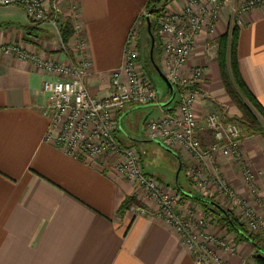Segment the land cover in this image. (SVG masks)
<instances>
[{
	"label": "crops",
	"instance_id": "0c3cea01",
	"mask_svg": "<svg viewBox=\"0 0 264 264\" xmlns=\"http://www.w3.org/2000/svg\"><path fill=\"white\" fill-rule=\"evenodd\" d=\"M42 1L46 7L58 3V21L69 20L78 27L91 66L88 91L97 99L108 96L111 76L124 62L128 31L149 0ZM184 3L171 0L168 6L176 12ZM228 11L224 8L212 37L206 32L197 36L196 53L186 64V69L195 65L206 69L200 82L203 97L195 109L201 122L213 113L214 105L231 116L225 121H235L237 116L221 86L214 48L228 31ZM242 22L237 65L244 84L264 110V6L244 15ZM72 43L69 40L68 45ZM9 44L66 62L60 39L48 23L0 17V45ZM208 51L215 54L207 55ZM47 78L27 63L0 57V264H197L174 231L154 215V204L142 201V191L112 170L114 158L76 160L53 145L41 93ZM168 98L164 91L156 104L127 105L116 115L114 138L122 147L142 148L146 176L173 185L182 197L197 196L185 190L191 185L179 155L144 137L140 129L147 116L149 122L161 115L166 108L159 105ZM198 138L201 144L212 141L204 130ZM251 142L240 147L257 174L255 185L264 202V148ZM215 170L235 191L244 193L233 160L206 162V175L212 176ZM131 197L140 206L126 208L119 216L121 204ZM141 206L144 214L137 210Z\"/></svg>",
	"mask_w": 264,
	"mask_h": 264
},
{
	"label": "built area",
	"instance_id": "2783aa9c",
	"mask_svg": "<svg viewBox=\"0 0 264 264\" xmlns=\"http://www.w3.org/2000/svg\"><path fill=\"white\" fill-rule=\"evenodd\" d=\"M57 5L53 3L46 7L42 0H0V7H18L33 23L50 24L60 39L61 52L66 59L64 63L30 54L17 44L0 45V57L17 59L48 76L42 83L41 93L45 97L44 114L54 133L53 145L76 160L121 159L112 165V170L146 195L154 204V215L174 231L194 261L197 264H221L220 259L206 247L211 237L193 232L190 217L178 212L174 206L176 201L166 189L146 176L135 151L122 147L114 138L116 115L127 105L147 106L159 100L154 86L144 79L137 67L134 45L129 40L126 42L124 62L111 76V93L101 99L95 98L87 88L91 66L86 42L78 27L71 23L73 36L70 40L73 43L71 46L63 44ZM262 6L264 0H186L179 11L165 16L167 18L158 24L156 34L161 40L164 55L162 74L174 86L176 101L157 119L144 125L148 139L160 142L168 149L179 147L188 152L192 166L187 175L197 193L206 196L215 186L220 194L230 199L252 230L257 229L259 221L248 201L231 189L220 170H215L212 176L205 173L206 162L214 164L217 156L231 159L240 166L242 181L250 194L256 193L251 168L243 162L240 154L242 129L236 121H225L215 113L199 121L195 106L205 69L194 67L183 77L180 72L195 51L197 36L202 32L214 35L224 8L229 9L227 30L231 31L242 27L244 15ZM201 130L211 136L212 141L207 147H202L199 141ZM200 227L203 228V222ZM219 245L225 252L233 253V248L226 243Z\"/></svg>",
	"mask_w": 264,
	"mask_h": 264
},
{
	"label": "rangeland",
	"instance_id": "374dc122",
	"mask_svg": "<svg viewBox=\"0 0 264 264\" xmlns=\"http://www.w3.org/2000/svg\"><path fill=\"white\" fill-rule=\"evenodd\" d=\"M154 1H157V3H158V6L156 7L155 11H160L159 17H155L153 14H150L146 10H144V13L136 19V21L133 23L132 27L128 31V34H127L125 42H124V51H123V57H124L125 56V49H126V42L128 40L131 41L132 44L134 45V49H135L136 54H137V59H136L137 60L136 61L137 67L139 68L140 73L142 74L144 79L148 80L149 82H150V80L146 77V75L144 74L143 68H142L143 67L142 64H143L144 59L143 60L141 59V54H140V50H139L141 33H144V30H146V28H147L145 18L148 16L151 22H153V20H155L156 24H157V28H158V26H159L158 24L163 22L164 19L167 18V17H165L166 15L173 14V12H175L174 10L169 8V6H168V4L170 3L171 0H154ZM185 3H186V0H185ZM228 13H229V11H228ZM0 17H26V15L24 14V12L20 8L14 7V6H8V7H0ZM206 34L208 37L213 36V35H209L208 33H206ZM150 41H151V39H150ZM158 41H160V48H159L158 54H157L156 59H155L156 60L155 66L161 71V73H163V62H164L163 56L164 55L162 52L161 40L159 39ZM154 42H155V40H154ZM215 44L216 45L214 48H215L216 54L212 51L211 52L208 51L207 55L208 54L211 55V53H214L216 55V64L218 66L219 75H220V69H219V65H218V61H217V53H218L217 40L215 41ZM150 50H151V45H150ZM195 53H196V51H194L192 53L191 57ZM191 57H190V59H191ZM188 61H187V63H188ZM186 64L183 67L182 71L180 72V76H182V77L184 75H186L187 73H189V71L194 67H202L205 69V67L202 65H195L189 69H186ZM205 74H206V69H205L204 75ZM156 83H157L156 85L159 88H162V89L164 88L163 82L158 77H157ZM220 83H221L222 88L224 89L223 83L221 80V75H220ZM224 91L226 93L225 89H224ZM226 95L229 99V102H230L229 104L231 105L232 109H234L236 111L235 113L237 116L235 117V119H238L240 121L242 119V113L240 112L238 107L234 104V102H232L231 98L228 96L227 93H226ZM202 97H203V93H202L201 88H200V93H199V96H198V99L196 102L195 109L197 108V105L199 104V101L202 99ZM211 110L213 113L217 114L223 120H227L231 117V116H229L227 111L220 110V108L216 105H214L213 109H211ZM258 119L261 123L262 128L264 129V122L261 120V118L258 117ZM115 127L117 130V128H118V120L117 119L115 120ZM140 129L143 133V136L145 137L146 136L145 126H141ZM243 142H246V143L251 142V144L256 145V147L264 148V140H263L262 136H259V135H254V134L253 135H246V134H244L243 137L241 138V143L243 144ZM210 143L208 144V141L206 139V140L202 141L201 146L207 147L210 145ZM242 144H241V146H242ZM130 149H133L135 151L136 155L139 158L140 165H141L142 169H145L146 158H144V156H143L142 148L133 144ZM170 150L175 152L181 158L182 163H183V167H184L183 169L185 171L186 178H187L188 177L187 174L189 173V168L192 166L191 156L188 154V152L184 151L183 149H181L179 147H170ZM240 154H241V158H242L243 162L248 164V161L246 160V158L244 157V155L241 151V147H240ZM216 158L219 160L224 159L221 156H217ZM217 159H216V161H217ZM120 161H121V159L114 158V160L111 162L112 163L111 165L114 166L115 164H118ZM249 167L251 168L252 174L254 176V185H255V180H256L257 174H256L255 170L250 165H249ZM236 168L238 169V171L240 172V175H241L240 166L238 164H236ZM143 172L145 173L144 170H143ZM222 175H223V173H222ZM149 178L155 180L158 184H160L163 188L166 189L169 196H171L173 198V200L176 201L174 206L178 212H180L182 215H184L188 218L190 217L189 219H190V222L192 223L191 228H192L194 233H204V234L208 235L209 237H211V239L206 243V247L208 248V250L213 255H216V257H218L220 259L221 264H256L254 261L256 249L247 243L237 241L234 234L228 230L227 225L225 224L224 221H222V218L218 214H215L216 212L212 208H210V210H205L204 208L200 207L199 205L192 202L191 200L183 198L182 195L173 187V185H166L163 182L159 181L158 179L153 178L152 176ZM240 179L242 180L241 176H240ZM183 182H186V181L185 180L182 181V185H183ZM242 183H243V181H242ZM190 185H191V183H190ZM243 187H244V193L243 194L235 191L232 186H231V189H233L239 197L246 199L248 201V204L251 207V209L254 210V213L256 214L257 220L259 221V225H258L256 230L250 229L245 224V221L242 220V218H241L239 210L236 207L232 206L230 199H228L227 197H224V195L220 194L215 186L212 187V189L210 190V193H207L206 196H203V195L197 193L192 185L189 188H187V189L184 188V189L187 192L195 193V194L199 195L200 197L207 199L208 201L214 202L215 204L220 206V208L223 210L231 212L233 214V216L238 219L239 223L242 224L250 234L259 235V237L261 239H264V202H263V198H262L261 194L259 193V189L256 185H255L256 193L252 194V195L250 194L248 188L244 185V183H243ZM140 197H141L142 201H144L145 203L148 202V199L146 198V195L143 192H141ZM132 206L133 207L134 206H140L139 203L137 202L136 198L131 199L130 202L127 204L126 208H129ZM138 208H142V209H137V210H139V212L141 210H145V209H143L144 208L143 206L138 207ZM201 222H203V228L200 227ZM219 243H226L227 245L232 247L233 253L225 252L220 247ZM243 245H245V246H243ZM244 248H246L247 250L246 249L244 250ZM248 249L250 251H248Z\"/></svg>",
	"mask_w": 264,
	"mask_h": 264
},
{
	"label": "trees",
	"instance_id": "16d2710c",
	"mask_svg": "<svg viewBox=\"0 0 264 264\" xmlns=\"http://www.w3.org/2000/svg\"><path fill=\"white\" fill-rule=\"evenodd\" d=\"M157 6V1L149 0L145 7V10L148 13L153 14L155 17H159L160 11H155ZM58 28L60 38L63 44L66 45L73 36L71 22L69 20L61 21L58 23ZM156 33V21H150V31L148 32L146 28V30H144V33H141V39L139 43L141 59H144L142 68L144 74L150 80V83L153 86L154 84H157L155 59L160 48V41H158L159 37ZM238 33L239 29L234 28L231 31H227L226 34L217 39V61L220 69L221 80L226 93L242 113V119L240 121L238 119L235 120L239 123L242 129V134L259 135L262 136L264 140V129L262 128L261 123L258 119L259 117L264 122V110L247 89L241 78L237 65L236 45ZM150 35L153 36L155 40L152 56H150ZM183 198L188 199V197ZM131 199L134 198H127L121 204L118 210L119 216H121L126 210L127 204ZM188 200H191L205 210H210V208H212L216 212L215 214H218L222 218V221L225 222L228 230L234 234L237 241L247 243L256 249V254L254 256L255 263L264 264V239H261L259 235L250 234L245 229V227L239 223L238 219L234 217L231 212H228L221 208H215L207 201L204 202L198 198H189Z\"/></svg>",
	"mask_w": 264,
	"mask_h": 264
},
{
	"label": "water",
	"instance_id": "95a60500",
	"mask_svg": "<svg viewBox=\"0 0 264 264\" xmlns=\"http://www.w3.org/2000/svg\"><path fill=\"white\" fill-rule=\"evenodd\" d=\"M145 21H146V25H147V30L149 32L150 31V20H149L148 16L145 18ZM150 39H151L150 56H152V51H153V48H154V38H153V36L150 35ZM155 70H156V74H157L158 78L164 84V88L163 89L159 88L156 84H154V88H155V91L157 92L158 98L162 99L164 91H167L168 96H169L168 100L165 103H161L159 105V107L163 108V109H165V108L168 109L174 103V101L176 99V90H175L174 86L164 77V75L161 73V71L157 67L155 68ZM147 118H148V116L144 119V121L142 123V126L145 125ZM154 142L158 143L160 146H162L163 148H165V149L170 151V149L164 147L160 142H157V141H154ZM188 197H190V198H198V199H201L204 202L207 201L213 207L220 209V207L215 205L213 202H210V201L206 200L205 198L200 197L199 195H197V196H188Z\"/></svg>",
	"mask_w": 264,
	"mask_h": 264
}]
</instances>
